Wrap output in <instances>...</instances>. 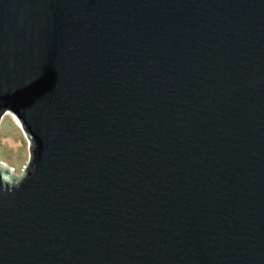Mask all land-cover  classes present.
<instances>
[{
	"label": "water",
	"instance_id": "1",
	"mask_svg": "<svg viewBox=\"0 0 264 264\" xmlns=\"http://www.w3.org/2000/svg\"><path fill=\"white\" fill-rule=\"evenodd\" d=\"M0 264H264V0H0Z\"/></svg>",
	"mask_w": 264,
	"mask_h": 264
},
{
	"label": "rangeland",
	"instance_id": "2",
	"mask_svg": "<svg viewBox=\"0 0 264 264\" xmlns=\"http://www.w3.org/2000/svg\"><path fill=\"white\" fill-rule=\"evenodd\" d=\"M30 162L28 138L11 115H4L0 123V167L10 169L18 178L26 172Z\"/></svg>",
	"mask_w": 264,
	"mask_h": 264
},
{
	"label": "clouds",
	"instance_id": "3",
	"mask_svg": "<svg viewBox=\"0 0 264 264\" xmlns=\"http://www.w3.org/2000/svg\"><path fill=\"white\" fill-rule=\"evenodd\" d=\"M6 115V114H5ZM7 115H10V114H7ZM4 117V116H3ZM3 117L1 118V121H0V123L2 122V120H3ZM14 119V118H13ZM15 120V119H14ZM16 121V120H15ZM17 122V121H16ZM19 125V124H18ZM20 127V126H19ZM20 129H21V127H20ZM28 142H29V145H30V149H31V145H32V143L29 141V139H28ZM30 158H31V156H30ZM31 161V160H30ZM9 171H11L10 169H9Z\"/></svg>",
	"mask_w": 264,
	"mask_h": 264
},
{
	"label": "flooded vegetation",
	"instance_id": "4",
	"mask_svg": "<svg viewBox=\"0 0 264 264\" xmlns=\"http://www.w3.org/2000/svg\"><path fill=\"white\" fill-rule=\"evenodd\" d=\"M22 128H23V127H22ZM22 128H21V129H22ZM23 129H24V128H23ZM23 129H22V130H23ZM23 131H24V130H23Z\"/></svg>",
	"mask_w": 264,
	"mask_h": 264
}]
</instances>
